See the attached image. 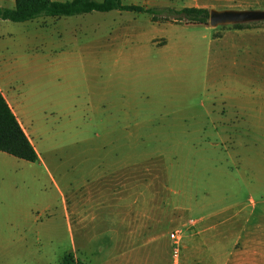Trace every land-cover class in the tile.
<instances>
[{
  "label": "rangeland",
  "instance_id": "rangeland-1",
  "mask_svg": "<svg viewBox=\"0 0 264 264\" xmlns=\"http://www.w3.org/2000/svg\"><path fill=\"white\" fill-rule=\"evenodd\" d=\"M0 93L38 154L0 151V264H264V20L0 19Z\"/></svg>",
  "mask_w": 264,
  "mask_h": 264
},
{
  "label": "trees",
  "instance_id": "trees-1",
  "mask_svg": "<svg viewBox=\"0 0 264 264\" xmlns=\"http://www.w3.org/2000/svg\"><path fill=\"white\" fill-rule=\"evenodd\" d=\"M110 10L145 13L153 21L176 20L180 22L187 20L204 23L208 19V9L204 7L185 6L180 9L160 6L145 7L139 4H124L121 0H14L12 6L0 5V19L25 22L38 17H62ZM249 24L250 22L232 25L236 28H243ZM0 151L30 162H34L38 158L35 147L1 93ZM60 264L81 263L75 261L70 254H66Z\"/></svg>",
  "mask_w": 264,
  "mask_h": 264
},
{
  "label": "water",
  "instance_id": "water-1",
  "mask_svg": "<svg viewBox=\"0 0 264 264\" xmlns=\"http://www.w3.org/2000/svg\"><path fill=\"white\" fill-rule=\"evenodd\" d=\"M264 20V9H214L208 10V25L246 23Z\"/></svg>",
  "mask_w": 264,
  "mask_h": 264
},
{
  "label": "crops",
  "instance_id": "crops-1",
  "mask_svg": "<svg viewBox=\"0 0 264 264\" xmlns=\"http://www.w3.org/2000/svg\"><path fill=\"white\" fill-rule=\"evenodd\" d=\"M13 3H14V0H10V2H9V4L8 5H3V6H12L13 5ZM7 101V100H6ZM9 104V103H8ZM10 106V105H9ZM11 107V106H10ZM12 109V108H11ZM13 111V110H12ZM14 112V111H13ZM15 114V113H14ZM17 117V116H16ZM18 119V118H17ZM19 121V120H18ZM21 124V123H20ZM22 126V125H21ZM23 128V127H22ZM26 133V132H25ZM27 134V133H26ZM29 137V136H28ZM30 139V138H29ZM30 141H31V139H30ZM247 223H249V220H247V221H245V223L244 224H247ZM239 255L240 254H237L236 256H233V257H235L236 258V262H235V264H241V259L239 258ZM252 259V258H251ZM249 261V260H248Z\"/></svg>",
  "mask_w": 264,
  "mask_h": 264
},
{
  "label": "built area",
  "instance_id": "built-area-1",
  "mask_svg": "<svg viewBox=\"0 0 264 264\" xmlns=\"http://www.w3.org/2000/svg\"><path fill=\"white\" fill-rule=\"evenodd\" d=\"M171 236H173V234H171Z\"/></svg>",
  "mask_w": 264,
  "mask_h": 264
}]
</instances>
